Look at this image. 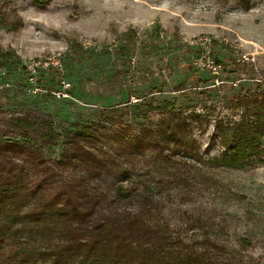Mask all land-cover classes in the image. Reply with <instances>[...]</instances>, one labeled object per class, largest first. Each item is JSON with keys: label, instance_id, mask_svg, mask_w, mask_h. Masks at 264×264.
<instances>
[{"label": "rangeland", "instance_id": "374dc122", "mask_svg": "<svg viewBox=\"0 0 264 264\" xmlns=\"http://www.w3.org/2000/svg\"><path fill=\"white\" fill-rule=\"evenodd\" d=\"M61 81L69 98L43 92ZM254 93L264 100V0H0V153L21 214L0 264H51L10 259L25 238L65 234L54 216L37 224L34 209L72 198L82 208L86 197L107 209L124 168L134 190L120 210L142 211L167 263L264 264V122L261 160L210 162ZM28 112L48 118L52 141L27 146L10 133V118ZM159 125L181 141L131 146Z\"/></svg>", "mask_w": 264, "mask_h": 264}, {"label": "trees", "instance_id": "16d2710c", "mask_svg": "<svg viewBox=\"0 0 264 264\" xmlns=\"http://www.w3.org/2000/svg\"><path fill=\"white\" fill-rule=\"evenodd\" d=\"M260 95V93L253 94L252 106H246L241 122L221 133L224 150L221 156L211 158L210 162L213 166L241 169L253 161L261 160L262 135L259 128L264 122V100L258 99ZM251 115L254 120L248 119ZM45 117L29 112L19 117L13 116L9 120L10 133L16 132L21 138L20 141L27 146H38V143L45 144L47 141H52L54 133L50 121ZM150 124L152 125L151 122ZM165 134L166 129H162L161 125L152 130L150 127L146 128L144 135L134 136L131 146L135 148L140 144L148 143L166 149L165 143L171 136L173 141H181L174 134L167 136ZM2 155L4 156L1 152L0 242L7 243L13 233L11 228L21 214L17 208L19 200L16 197L18 176ZM128 171L126 168L117 171L119 182L115 185L113 193L107 192L108 197L104 199L105 202L108 201L107 209L99 205V201H96L98 198L94 200L91 197H86L85 201L82 198V208L77 206L76 198H72L69 206L65 201L60 206L54 205L53 201L38 205L34 209L36 214L34 220L37 224L41 223L42 219L46 223L50 220L48 217L54 216L56 218L54 224L64 226L65 234L54 242L40 239L30 243L25 238L10 252V259H14L18 253H23L21 261L38 254L51 258V264H170L165 260V253H159V247H152L153 230H150L142 219V211L138 207H131L129 211L120 210L123 200L130 197L134 190L122 185V182L128 179ZM77 258L80 262L75 263ZM188 261H191L190 258ZM173 264L195 263H182L180 259H175Z\"/></svg>", "mask_w": 264, "mask_h": 264}, {"label": "built area", "instance_id": "2783aa9c", "mask_svg": "<svg viewBox=\"0 0 264 264\" xmlns=\"http://www.w3.org/2000/svg\"><path fill=\"white\" fill-rule=\"evenodd\" d=\"M196 63L202 64L204 65L207 69H209V71H211L212 74H218L219 71L221 70V65L215 63L212 59H206L205 63L202 61V57H199L196 60ZM44 65H42L43 67ZM47 67V65H46ZM69 88H70V84L68 82L65 81H61L60 82V86L57 87V89L55 90H48L46 89L45 91H43L44 93H48L50 92L53 96H55L57 99H65V98H69ZM40 89L36 88V92H39Z\"/></svg>", "mask_w": 264, "mask_h": 264}]
</instances>
